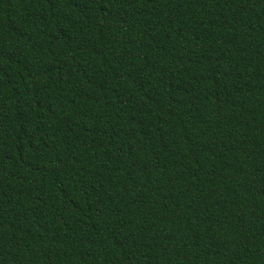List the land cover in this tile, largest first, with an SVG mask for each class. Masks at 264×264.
<instances>
[{"label":"trees","instance_id":"16d2710c","mask_svg":"<svg viewBox=\"0 0 264 264\" xmlns=\"http://www.w3.org/2000/svg\"><path fill=\"white\" fill-rule=\"evenodd\" d=\"M0 264H264V0H0Z\"/></svg>","mask_w":264,"mask_h":264}]
</instances>
